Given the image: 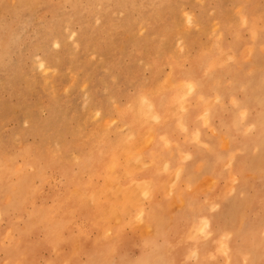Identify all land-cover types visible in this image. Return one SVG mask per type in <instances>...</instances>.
<instances>
[{
	"label": "rangeland",
	"instance_id": "obj_1",
	"mask_svg": "<svg viewBox=\"0 0 264 264\" xmlns=\"http://www.w3.org/2000/svg\"><path fill=\"white\" fill-rule=\"evenodd\" d=\"M181 81L196 86L184 103ZM258 109L264 121V0H0V264H136L149 252L161 264H250L256 223L252 264H264V141L242 144ZM141 130V158L119 154ZM216 157L224 175L209 172ZM132 182L137 205L102 220L103 188L135 193ZM209 195L213 214L232 205L228 254L211 255L216 222L195 244L178 237Z\"/></svg>",
	"mask_w": 264,
	"mask_h": 264
},
{
	"label": "bare ground",
	"instance_id": "obj_2",
	"mask_svg": "<svg viewBox=\"0 0 264 264\" xmlns=\"http://www.w3.org/2000/svg\"><path fill=\"white\" fill-rule=\"evenodd\" d=\"M263 17V16H262ZM263 20V19H262ZM77 47V46H76ZM75 48V47H74ZM229 58V57H228ZM42 65V64H41ZM170 74V73H169ZM167 76V75H166ZM171 76V75H170ZM169 76V77H170ZM193 77V76H192ZM169 79V78H168ZM164 80V79H163ZM165 81V80H164ZM170 81V80H169ZM167 84L168 83H165V84H162V87L163 86H167ZM169 87H170V85H169ZM171 87H172V85H171ZM154 88V87H153ZM152 88V89H153ZM195 88H196V86L194 85V84H191V83H189V84H187L186 82H184V81H181L180 83H179V86H176L175 88H174V90L176 91L175 92V95H176V97H177V101H178V103H181V102H183L184 103V101L185 100H188L189 99V96L191 95V94H193L194 92H195ZM159 89V88H158ZM154 90V89H153ZM152 92V91H151ZM162 92H163V90H162ZM153 93V92H152ZM146 95V94H145ZM138 96V95H137ZM142 96V95H141ZM248 98V97H247ZM136 99H138L139 100V97H136ZM145 99V98H144ZM147 100V99H146ZM249 100H251V98L249 99ZM140 101H142V99L140 100ZM149 101V100H148ZM151 101V100H150ZM150 101L148 102V103H150ZM137 103V102H136ZM135 103V108H136V104ZM156 103V102H155ZM113 105H115V104H113ZM128 105H130V104H128ZM127 105V106H128ZM249 105V104H248ZM115 106H117V105H115ZM134 106H133V109H134ZM183 104H182V106H181V109H183ZM196 106L199 108V109H202L203 108V106H202V108H201V104L199 103V101L197 102V104L195 105V107H194V109L196 108ZM118 107V106H117ZM139 107H140V105H139ZM243 107H246V105L244 104L243 105ZM249 107H250V105H249ZM130 108H131V105H130ZM147 108V107H146ZM137 109H138V107H137ZM143 109V108H142ZM141 109V110H142ZM173 109V108H172ZM118 110V109H117ZM147 110H148V108H147ZM115 111V110H114ZM132 111H134V110H132ZM138 111V110H137ZM142 111H144V112H146V110H142ZM185 111V110H184ZM262 110L261 109H258V112L255 114V116H254V118L252 119V121H251V125L252 126H254L253 128H255V132H254V134H252V135H249V137H248V140L247 141H245L244 143H242L243 145H245V146H249V145H251V144H255V146H257V147H261V145H263V141H264V121L262 120V115H261V112ZM97 112V111H96ZM118 112V111H117ZM136 112V111H135ZM134 112V113H135ZM143 112V113H144ZM99 113V112H98ZM185 113V112H184ZM207 113H208V111H207ZM136 114V113H135ZM139 114H140V112H139ZM192 114V113H191ZM243 114V113H242ZM134 115V114H133ZM149 115H150V113L149 112H147L146 114H145V117H146V119H148L149 118ZM170 115L171 116H173V113H170ZM175 115H177L176 113H175ZM125 116V115H124ZM142 116V115H141ZM242 116V115H241ZM132 117V116H131ZM135 117V116H134ZM136 117H137V115H136ZM136 117H135V119H136ZM138 117H140V116H138ZM183 117H184V115L182 114V113H179L178 114V120H179V125H181L182 126V128L184 127L183 125H182V119H183ZM207 117V116H206ZM109 119V118H108ZM108 119H107V121H108ZM116 119V118H115ZM128 119V118H127ZM138 119V118H137ZM150 119V118H149ZM242 119L244 120V117L242 116ZM106 120V119H105ZM117 120V119H116ZM124 120H125V118H124ZM143 120H145V118H143ZM142 120V121H143ZM225 120V119H224ZM137 120H135V122H136ZM141 121V119H138V122H140ZM188 121V120H187ZM148 122L150 123V120H148ZM101 123H105V122H101ZM108 123V122H107ZM232 123H233V120H232ZM100 124V123H99ZM109 124V123H108ZM234 124V123H233ZM128 125H129V127H130V124L128 123ZM107 127L108 125H104V127ZM242 126V125H241ZM247 126V125H246ZM250 126V125H249ZM102 127H103V125H102ZM105 127V128H106ZM150 127H152V126H150ZM150 127H148L149 129H150ZM147 128V129H148ZM247 128V127H246ZM103 129V128H102ZM108 129V128H107ZM244 130H245V127L243 128ZM116 130V129H115ZM119 130V129H118ZM118 130H117V132H118ZM232 130V129H231ZM127 131H129V130H127ZM117 132L115 131V133L117 134ZM135 132V131H134ZM108 133V132H107ZM114 133V134H115ZM143 133V130H141L140 132H139V135L137 134V132H136V134H137V136H136V134L134 135L133 133L131 134V137H129L128 138V141L126 140L125 142H123V143H121L120 145H117L118 147H117V152H120L119 154H123V155H126L127 157H129L130 159L134 156V155H136V154H138L139 155V159L141 158V156H142V154L140 155L139 153H141L142 152V150H144L145 148H144V143H145V140H144V138H143V136H141V134ZM102 134V133H101ZM101 134H100V136H101ZM144 134V133H143ZM106 135V134H105ZM104 135V136H105ZM130 135V134H129ZM145 135V134H144ZM99 136V137H100ZM108 136V135H107ZM106 136V137H107ZM117 136H118V134H117ZM120 136V135H119ZM132 136H134V137H132ZM243 136V135H242ZM102 137V136H101ZM125 137V136H124ZM167 139V138H166ZM244 139V138H243ZM130 140V141H129ZM55 143V142H54ZM170 143V142H169ZM150 144V143H149ZM148 144V145H149ZM183 147V146H182ZM228 147V146H227ZM59 149V148H58ZM185 149V148H184ZM175 150V149H174ZM116 151V150H115ZM151 151V150H150ZM176 151V150H175ZM184 152V151H183ZM227 152V151H226ZM254 152H255V150H254ZM147 153V152H146ZM183 154H186L185 152L183 153ZM119 156V155H118ZM228 156L229 155H227V158H228ZM231 156H232V158H231ZM127 157H125L124 158V160L127 158ZM136 157V158H135ZM135 160H134V159ZM132 159L134 160V161H136V160H139L138 159V157H137V155L136 156H134ZM186 158V157H185ZM230 160L232 159V161H230V165L232 166V163L233 162H235V161H237L238 162V164H239V166H241V167H243V165H244V160H243V157H240L238 160H236L235 159V156H233V154H231L230 155ZM237 158V157H236ZM242 158V159H241ZM264 158V157H263ZM263 158H261V160L260 161H262L263 160ZM246 159V158H245ZM116 160H118V158L116 159ZM132 160V161H133ZM216 160H217V162L215 163V161H214V164L212 165V167H211V169L209 170V172L210 173H213L214 174V172L215 171H217L218 170V176L219 175H221V174H223L224 175V172H221L220 171V168H221V164L226 160V159H223L222 157L221 158H218V157H216ZM247 160V159H246ZM245 160V161H246ZM125 161H128V160H125ZM131 161V162H132ZM228 161V160H227ZM116 162V161H115ZM121 162V161H120ZM129 162V161H128ZM118 163V162H117ZM125 163V162H124ZM130 163V162H129ZM168 163V162H167ZM166 163V164H167ZM173 163H175V161L173 162ZM165 164V166L167 167V165L169 166V164H167L166 165ZM223 165V164H222ZM110 167H111V165H109ZM117 166H119V165H117ZM231 166H230V168H231ZM109 167V168H110ZM113 167H116V166H113ZM248 167V166H247ZM117 168V167H116ZM116 168H114V169H116ZM213 168H214V171H212L213 170ZM229 168V167H228ZM229 168V169H230ZM243 168H245V167H243ZM113 169V168H112ZM163 169L164 170H168V167L167 168H165V167H163ZM130 170V169H129ZM181 170H183V169H181ZM110 171H111V168H110ZM113 171H115V170H113ZM113 171H111V172H113ZM233 171H234V169H233ZM145 173V172H144ZM91 174V173H90ZM123 174V173H122ZM233 174V173H232ZM116 175L118 176V174H114V176L116 177ZM179 175L181 176V174H176L175 175V177L177 178V177H179ZM222 175V176H223ZM236 175V174H235ZM262 175V174H261ZM264 175V174H263ZM92 176V175H91ZM109 176H111L110 174H109ZM185 176V175H184ZM213 176H215V174L213 175ZM226 176L228 177V183H225L226 184V190L225 191H230L231 192V186H232V184L230 185V182H231V178L233 177L232 175H231V169H230V171L229 172H226ZM106 177V176H105ZM108 177V176H107ZM211 177V176H210ZM217 177V176H216ZM224 177V176H223ZM223 177H221V178H223ZM93 178V177H92ZM112 178H113V173H112ZM118 178V177H117ZM162 178V177H161ZM163 178H165V177H163ZM235 178V177H234ZM109 179V178H108ZM111 179V178H110ZM216 179V178H215ZM236 180H238V179H236ZM111 180H109V182H110ZM143 181V180H142ZM141 181V182H142ZM145 181V180H144ZM168 179H165V181L163 182V186H165L166 188H168L167 186L169 185V190H170V192H171V189H170V187L172 186V183H175V180L173 179V182H169L168 183ZM172 181V180H171ZM193 181V180H192ZM108 182V181H107ZM136 182V181H135ZM135 182H132V184L133 183H135ZM147 182V181H146ZM215 182V181H214ZM111 183V185H114V183H116V182H114L113 183V181L112 182H110ZM110 183L109 184H107L105 187L106 188H103L102 190H103V192L105 191V189H107L108 190V192L105 194V198L104 197H102V199L101 200H103V199H105V201L103 202L104 204H102V203H98V205H99V207H98V209L100 210V212H99V214H98V216H100L101 218H102V220H105V221H107V222H109V221H111L113 218H115L116 216H120V212L121 211H129V208L131 207V206H135V205H137V202H138V199L140 198L138 195H139V193H137L136 194V192L137 191H135L136 190V188L137 187H139V185L140 184H136V185H138V186H136L135 184H133V186L135 187L134 188V191H135V193L133 192V190L132 189H126L125 188V191H121L120 192V189H118V187L116 186V188H115V190H113V188H110L109 187V185H110ZM113 183V184H112ZM139 183V182H138ZM216 183V182H215ZM224 184V185H225ZM5 185V184H4ZM211 185H212V180H211ZM141 186V185H140ZM221 186V185H220ZM7 187V186H6ZM114 187V186H113ZM219 187V186H218ZM234 187V186H233ZM122 188V187H121ZM235 189V188H234ZM233 189V191H235ZM106 190V191H107ZM122 190V189H121ZM124 190V189H123ZM138 190H140L139 188H138ZM174 190V189H173ZM209 190V189H208ZM217 190V189H216ZM141 191H142V189H141ZM167 191V190H166ZM225 191H223V193L225 192ZM227 191V192H228ZM138 192H140V191H138ZM169 191H168V195H169V193H170ZM101 193V192H100ZM133 193H134V195H133ZM142 194L141 195H143V194H145V195H148V193H149V191H146L145 190V192L143 193V192H141ZM172 194H173V192H171ZM233 193V192H232ZM225 194V193H224ZM94 195V194H93ZM98 196H99V194H97ZM183 195V194H182ZM226 195V194H225ZM63 196H64V194H63ZM189 196V195H188ZM208 196V195H207ZM190 197V196H189ZM86 198V197H85ZM224 198V197H223ZM223 198H221V199H223ZM252 198V197H251ZM90 199V198H89ZM92 199H95V201L96 200H98V201H101V200H99V198H97V196L95 195L94 197H92ZM192 199V198H191ZM220 199V200H221ZM10 200V199H9ZM87 200V199H86ZM151 200V199H150ZM224 200V199H223ZM238 200V199H237ZM4 201V200H3ZM31 201V200H30ZM90 201H91V199H90ZM89 200L88 201H85V199H84V202L86 203H88L89 202V204L91 203ZM147 201V200H146ZM161 201V200H160ZM189 201H190V198H189ZM245 201V200H244ZM97 202V201H96ZM198 202V201H197ZM249 202V201H248ZM248 202H246V205H247V203ZM95 203V202H94ZM140 203V202H139ZM144 203V202H143ZM187 203V202H186ZM199 203V202H198ZM219 200H218V197L216 196V195H214V197L212 198V196L211 195H209V199H208V208H207V211H203L202 210V208H201V205L199 204L198 206H196L195 208H192V211L190 212V214H192V215H194V222H191L190 224H191V226H189V227H187L185 230H179V231H177L178 233H179V240H180V243H181V238L183 237L184 239H182V240H186V241H192V242H194V244L196 243V241H197V239H198V237L200 236V235H203V234H206L207 233V231H208V229H210L211 228V226H212V224L213 223H218V224H220V226H222L223 228L218 232V234H216L213 238H212V240H211V245L212 246H214V252L212 251V256L214 255V256H216L217 254H215V253H217V250H218V252L219 253H223V254H228V252H229V249H230V246H229V240H230V235H232L231 234V230H233V228H232V226H231V224H230V226H229V220H228V218L226 217V215H227V213L228 212H230V209H231V207H232V205L230 204V203H228L227 204V206H224V205H222V209H223V211H220L221 213H219V214H215V213H217V212H215L214 214H213V212H214V210H216L215 208H216V206H218L219 205ZM92 204V206H93V203H91ZM90 204V205H91ZM142 204V203H141ZM175 205V204H174ZM130 206V207H129ZM181 206V205H180ZM223 206H224V208H223ZM20 207V206H19ZM137 207V206H136ZM135 207V208H136ZM163 208V207H162ZM131 209H133V208H131ZM160 209H161V207H160ZM54 210V209H53ZM66 211V210H65ZM19 212V211H18ZM67 212V211H66ZM201 212V213H200ZM202 212H208V214H205L204 213V215L202 216V218H200V216L203 214ZM151 213H153V211L151 212ZM155 213H157V212H155ZM65 214V213H64ZM67 214H69V213H67ZM143 214V213H142ZM188 214V213H187ZM201 214V215H200ZM57 215V214H56ZM154 215H158L159 216V214H154ZM200 215V216H199ZM1 216V215H0ZM147 216H150V214L148 215L147 214ZM161 216V215H160ZM61 217H63V216H61ZM65 217H66V215H65ZM152 217V216H151ZM120 218V217H119ZM148 218V217H147ZM154 218V217H153ZM149 219V221L151 220L150 218H148ZM157 219V218H156ZM181 219V218H180ZM179 219V220H180ZM152 220H154V219H152ZM183 220H186V219H184V217H183ZM189 221V220H188ZM187 221V222H188ZM156 222V221H155ZM160 222V221H159ZM182 222V221H181ZM186 222V221H185ZM184 222V223H185ZM186 222V223H187ZM154 223V222H153ZM180 223V222H179ZM185 223V224H186ZM141 224H143V221L141 222ZM158 224V223H157ZM159 224H161V222L159 223ZM260 224V223H259ZM252 224L250 227H249V230H250V232L247 234L248 235V238H247V244L248 245H246V248H250V253H248V258H246V260L247 261H249L250 262V264H252V262H254L255 260H256V257L258 258V256L260 255H257L258 253H254V251L252 250V249H254L255 247L257 248L258 247V244H256V241H258V230H262V228L260 227V225L262 226V224ZM156 225V224H155ZM176 225V224H175ZM178 225V224H177ZM176 225V226H177ZM183 225V224H182ZM241 225V224H240ZM142 226V225H141ZM160 226V225H159ZM188 226V225H187ZM140 227V226H139ZM146 227H147V224H146ZM150 227L151 226H148V228L150 229ZM161 227H163V226H161ZM184 227H185V225H184ZM263 227V226H262ZM29 228V227H28ZM156 228V227H155ZM160 228V227H159ZM175 228V227H174ZM181 228V227H180ZM213 228H214V225H213ZM213 228H211V229H213ZM143 229V228H142ZM152 229V228H151ZM184 229V228H183ZM210 229V230H211ZM216 229V228H215ZM237 229V228H236ZM240 229V228H239ZM238 229V230H239ZM243 229V228H242ZM157 230H160V229H157ZM170 230H172V229H170ZM188 230H190V231H188ZM164 231V230H163ZM174 231V230H173ZM188 231V232H187ZM213 231H214V229H213ZM106 232V231H105ZM201 233V234H197V233ZM215 232V231H214ZM240 232V231H239ZM247 231H245V233H246ZM41 233V232H40ZM170 233H172L171 231H170ZM203 233V234H202ZM208 233H209V231H208ZM260 233V232H259ZM48 234H49V232H48ZM144 234V233H143ZM235 234V233H234ZM245 236V235H244ZM244 236H242L241 238H243ZM25 237V236H24ZM70 237V236H69ZM203 237H205L204 235H203ZM207 237V236H206ZM239 237V236H238ZM46 238V237H45ZM68 238V237H67ZM134 239V238H133ZM149 238H146V242H150L149 240H148ZM244 239V238H243ZM26 240V239H25ZM52 240V239H51ZM167 240V239H166ZM207 240H209V239H207ZM135 241V240H134ZM138 241V240H137ZM217 241H220V244H218L217 243ZM245 241V240H244ZM261 241V240H260ZM26 242V241H25ZM242 242V241H241ZM264 243V242H263ZM241 244V243H240ZM259 244H260V242H259ZM13 245V244H12ZM82 245V244H81ZM199 245H201V244H199ZM208 245V244H207ZM207 245H205L206 246V248H207ZM231 245V244H230ZM264 245V244H263ZM87 246V245H86ZM145 246H146V244H145ZM202 246H204V245H202ZM234 246V245H233ZM238 246H240V245H238ZM244 246V245H243ZM149 247H150V245H149ZM148 247V248H149ZM159 247V246H158ZM182 247V246H181ZM180 247V248H181ZM262 247V246H261ZM60 248V247H59ZM147 248V247H146ZM183 248V247H182ZM197 248H199V247H197ZM203 248H205V247H203ZM208 248H209V245H208ZM239 248V247H238ZM241 248V247H240ZM263 248V247H262ZM89 249V248H88ZM150 249V248H149ZM155 249V248H154ZM184 249V248H183ZM201 249V248H200ZM232 249V248H231ZM237 249V248H236ZM157 250H159V248H157ZM163 250V249H162ZM255 250V249H254ZM187 251V250H186ZM204 251V250H203ZM203 251H198L197 252V250L196 249H194V250H192V252H193V254H195V256H197L198 254L197 253H201V252H203ZM248 251V250H247ZM260 251V250H259ZM156 252H158V251H156ZM160 252H162V251H160ZM233 252V251H232ZM235 252V251H234ZM244 252V251H243ZM150 253V252H149ZM148 253V254H149ZM153 253V252H152ZM206 253H207V251H206ZM120 254V253H119ZM148 254H144L143 256H142V258L136 263V264H148V263H150V264H161L159 261H161V260H153V258H151V257H149L148 256ZM159 254V255H158ZM156 256L157 257H159L160 256V254L161 253H158ZM202 254V253H201ZM204 255H206L205 253H203ZM232 255V254H231ZM234 255V254H233ZM228 256V255H227ZM154 257V256H153ZM264 257V256H263ZM156 258V257H155ZM240 259H241V257H239ZM98 259V258H97ZM101 259H102V257H101ZM209 259V258H208ZM217 259H218V257H217ZM232 259V258H231ZM249 259V260H248ZM73 260V259H72ZM135 260V259H134ZM176 260V259H175ZM210 260V259H209ZM211 260H213V259H211ZM126 261V260H125ZM215 261V260H214ZM259 261V260H258ZM97 262V261H96ZM162 262V261H161ZM203 262V261H202ZM232 262V261H231ZM237 262V261H236ZM241 262H242V260H241ZM240 262V263H241ZM261 262V261H260ZM99 263H101V262H99ZM116 263V262H115ZM200 263V262H199ZM218 263V262H217ZM233 263V262H232ZM117 264V263H116ZM235 264V263H234ZM236 264H238V263H236Z\"/></svg>",
	"mask_w": 264,
	"mask_h": 264
},
{
	"label": "snow or ice",
	"instance_id": "obj_3",
	"mask_svg": "<svg viewBox=\"0 0 264 264\" xmlns=\"http://www.w3.org/2000/svg\"><path fill=\"white\" fill-rule=\"evenodd\" d=\"M142 99H143V98H142ZM143 102H144V103H147V100H146V99H143Z\"/></svg>",
	"mask_w": 264,
	"mask_h": 264
}]
</instances>
